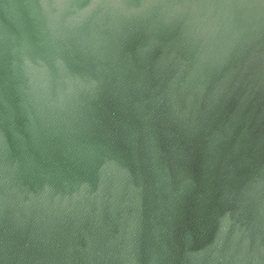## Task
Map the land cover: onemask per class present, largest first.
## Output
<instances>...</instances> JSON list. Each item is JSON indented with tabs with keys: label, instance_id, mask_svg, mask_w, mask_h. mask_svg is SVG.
I'll return each instance as SVG.
<instances>
[{
	"label": "water",
	"instance_id": "obj_1",
	"mask_svg": "<svg viewBox=\"0 0 264 264\" xmlns=\"http://www.w3.org/2000/svg\"><path fill=\"white\" fill-rule=\"evenodd\" d=\"M0 264H264V0H0Z\"/></svg>",
	"mask_w": 264,
	"mask_h": 264
}]
</instances>
